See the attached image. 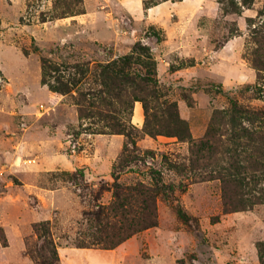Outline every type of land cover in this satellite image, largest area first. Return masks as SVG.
Returning a JSON list of instances; mask_svg holds the SVG:
<instances>
[{"label": "rangeland", "instance_id": "1", "mask_svg": "<svg viewBox=\"0 0 264 264\" xmlns=\"http://www.w3.org/2000/svg\"><path fill=\"white\" fill-rule=\"evenodd\" d=\"M124 1L0 0V238L8 240H0V264H263L264 202L230 209L221 178L207 177L212 167L191 162L217 110L233 100L264 110V70L255 63L264 0H186L152 12L143 0L140 12ZM137 43L149 48L161 98L177 104L192 139L150 134L142 100L130 139L83 131L77 87L52 99L57 76L81 77L66 66L89 68L86 87L99 63ZM44 58L61 69L44 76ZM156 178L173 188L158 196L157 225L112 248L78 246L80 233L95 229L85 212L110 203L116 180ZM47 220L55 263L33 256L49 254L35 230Z\"/></svg>", "mask_w": 264, "mask_h": 264}, {"label": "trees", "instance_id": "2", "mask_svg": "<svg viewBox=\"0 0 264 264\" xmlns=\"http://www.w3.org/2000/svg\"><path fill=\"white\" fill-rule=\"evenodd\" d=\"M163 1L166 0H143L145 8ZM256 32L255 41L261 53H258L255 63L264 70V32ZM54 67L50 59H43L44 76L48 75L50 69H61ZM68 67L77 68L81 77L64 80L57 76V84L49 83L51 96L54 100L59 99L77 87L75 103L83 131L124 133L132 139L138 129L131 117L134 102L142 100L146 110L145 129L150 134L192 139L189 125L180 116L177 104L161 98L156 61L147 46L137 43L131 54L99 63L92 78L94 81L86 87L79 85L88 76L89 68L83 64L69 65L65 69ZM126 150L121 157L122 163L129 160ZM193 153L197 156L193 155V167L210 166L212 168L207 170V177L221 178L225 203L230 209L239 210L264 202L263 109L248 108L233 100L230 107L217 110L205 137L194 144ZM113 187L114 198L110 203L97 204V208L85 212L95 229L88 230L87 234L81 232L78 246L100 245L112 248L133 234L157 225L158 196L173 189L171 184L159 178L153 183L139 181L135 184H124L116 180ZM49 224L47 220L35 225L36 233L44 238L48 245L45 244V247L49 249V254H33L41 263H55L59 260ZM0 240L8 245L7 238ZM263 246L264 243H259L261 252Z\"/></svg>", "mask_w": 264, "mask_h": 264}, {"label": "crops", "instance_id": "3", "mask_svg": "<svg viewBox=\"0 0 264 264\" xmlns=\"http://www.w3.org/2000/svg\"><path fill=\"white\" fill-rule=\"evenodd\" d=\"M125 1H126V3H124L125 8L128 9L129 11H131V12H134V11L140 12V11L142 10V9H139V8H142V0H125ZM125 1H124V2H125ZM185 1H186V0H182V1H176V2H174V1H169V0H167V1H164V2H162V3H160V4H158V5H155V6H153V7H150V8H149V11L152 12V10L157 9V8L163 6V5H166V4H168L169 2L172 3L171 5H179L180 3H183V2H185ZM138 9H139V10H138ZM151 12H150V13H151ZM170 34H171V32H170Z\"/></svg>", "mask_w": 264, "mask_h": 264}]
</instances>
